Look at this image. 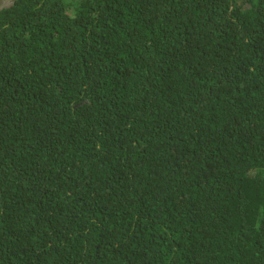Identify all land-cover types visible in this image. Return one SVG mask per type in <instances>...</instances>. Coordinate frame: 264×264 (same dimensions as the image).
Returning <instances> with one entry per match:
<instances>
[{
  "label": "trees",
  "instance_id": "obj_1",
  "mask_svg": "<svg viewBox=\"0 0 264 264\" xmlns=\"http://www.w3.org/2000/svg\"><path fill=\"white\" fill-rule=\"evenodd\" d=\"M0 264H264V0L2 8Z\"/></svg>",
  "mask_w": 264,
  "mask_h": 264
},
{
  "label": "water",
  "instance_id": "obj_2",
  "mask_svg": "<svg viewBox=\"0 0 264 264\" xmlns=\"http://www.w3.org/2000/svg\"><path fill=\"white\" fill-rule=\"evenodd\" d=\"M15 0H0V10L2 8H7L14 3Z\"/></svg>",
  "mask_w": 264,
  "mask_h": 264
}]
</instances>
